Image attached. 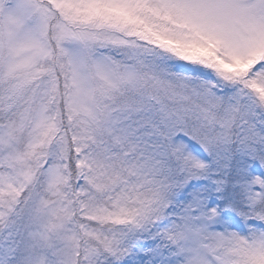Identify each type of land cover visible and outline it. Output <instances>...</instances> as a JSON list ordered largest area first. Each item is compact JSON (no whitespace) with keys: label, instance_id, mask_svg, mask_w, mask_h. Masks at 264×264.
<instances>
[{"label":"snow or ice","instance_id":"1","mask_svg":"<svg viewBox=\"0 0 264 264\" xmlns=\"http://www.w3.org/2000/svg\"><path fill=\"white\" fill-rule=\"evenodd\" d=\"M0 264H264V0H0Z\"/></svg>","mask_w":264,"mask_h":264}]
</instances>
